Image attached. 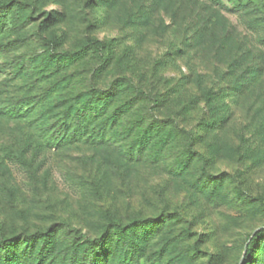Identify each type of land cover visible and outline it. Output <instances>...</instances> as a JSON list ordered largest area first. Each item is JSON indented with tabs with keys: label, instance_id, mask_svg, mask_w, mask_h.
Segmentation results:
<instances>
[{
	"label": "rangeland",
	"instance_id": "1",
	"mask_svg": "<svg viewBox=\"0 0 264 264\" xmlns=\"http://www.w3.org/2000/svg\"><path fill=\"white\" fill-rule=\"evenodd\" d=\"M0 264H264V0H0Z\"/></svg>",
	"mask_w": 264,
	"mask_h": 264
},
{
	"label": "trees",
	"instance_id": "2",
	"mask_svg": "<svg viewBox=\"0 0 264 264\" xmlns=\"http://www.w3.org/2000/svg\"><path fill=\"white\" fill-rule=\"evenodd\" d=\"M69 131L70 130H68V134H69ZM74 131V130H73ZM72 131V132H73ZM77 132L78 131H75V133L77 134ZM74 133V132H73ZM74 135V136H73ZM67 138V142L68 143H74L75 141H76V139H77V137H76V135L75 134H69V136L68 137H66ZM118 230H124L123 229V227H121V226H119L118 224H116V226H115ZM87 246H93L94 245V241H91V240H89V241H87ZM3 247H4V249H6V250H9L10 249V246H11V244H10V241H8V240H5V241H3Z\"/></svg>",
	"mask_w": 264,
	"mask_h": 264
}]
</instances>
